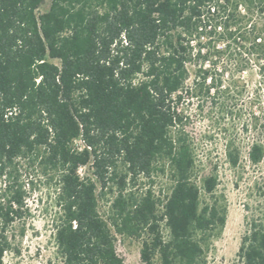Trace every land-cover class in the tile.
I'll return each instance as SVG.
<instances>
[{
    "label": "trees",
    "instance_id": "16d2710c",
    "mask_svg": "<svg viewBox=\"0 0 264 264\" xmlns=\"http://www.w3.org/2000/svg\"><path fill=\"white\" fill-rule=\"evenodd\" d=\"M49 2L39 12L44 0H0V264L26 217L22 172L36 169L54 181L61 264H124L117 237L144 233L142 264H205L226 213L217 177L194 181L186 113H215L232 167L243 146L250 164L262 161L264 121L260 137H245L264 113V0ZM252 70L260 81L249 92ZM87 165L96 181L78 174ZM163 176L162 196L131 190ZM247 226L237 264H264V222Z\"/></svg>",
    "mask_w": 264,
    "mask_h": 264
},
{
    "label": "rangeland",
    "instance_id": "374dc122",
    "mask_svg": "<svg viewBox=\"0 0 264 264\" xmlns=\"http://www.w3.org/2000/svg\"><path fill=\"white\" fill-rule=\"evenodd\" d=\"M49 4V0H44L39 12H45ZM245 80L249 92L260 81L256 70L249 72ZM186 115L189 116L186 133L192 140L196 158L194 181L199 188H202L205 178L210 175L216 176L218 186L215 197L218 207L226 213L224 227L208 243L205 264H237L241 239L248 229L247 219H262L264 222V157L258 165L250 164L246 158L247 148L243 146L242 160L237 167H232L224 156L221 133L213 127L215 113L191 112ZM255 117L257 126L250 128L248 136L245 137L249 142L260 137L258 126L264 121V113H255ZM230 122L226 126L230 132L239 129L238 126L233 125V121ZM76 145L81 149L80 142ZM22 173L21 179L28 191L26 217L9 230L12 249L5 253L3 264H61L56 252L52 228V221L57 211L54 181L43 176L39 169L34 172L26 170ZM78 174L96 181L90 165L79 168ZM29 181L32 183L29 184ZM169 186L168 178L163 176L156 178L151 186L146 181L139 180L131 190L141 194L151 187L156 196H162L167 193ZM110 187L111 190L104 189V196H101L98 203L99 212L103 216L108 214L109 206L115 196V186ZM130 187L128 186L127 189L129 190ZM100 192L97 184V193ZM201 202H210L203 191H201ZM145 239H147L146 233L141 234L140 238L117 237L116 252L122 257L124 264H142L140 251L142 241ZM153 264H158L157 257L154 258Z\"/></svg>",
    "mask_w": 264,
    "mask_h": 264
}]
</instances>
